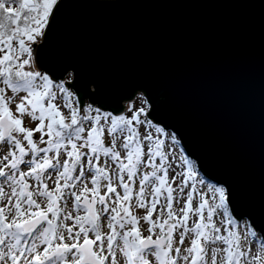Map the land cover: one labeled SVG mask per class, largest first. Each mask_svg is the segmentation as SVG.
<instances>
[{"label": "snow or ice", "instance_id": "snow-or-ice-1", "mask_svg": "<svg viewBox=\"0 0 264 264\" xmlns=\"http://www.w3.org/2000/svg\"><path fill=\"white\" fill-rule=\"evenodd\" d=\"M57 4L0 0V264H264V239L230 228L229 189L163 150L161 136L180 142L146 98L130 116L81 108L26 70Z\"/></svg>", "mask_w": 264, "mask_h": 264}, {"label": "water", "instance_id": "water-1", "mask_svg": "<svg viewBox=\"0 0 264 264\" xmlns=\"http://www.w3.org/2000/svg\"><path fill=\"white\" fill-rule=\"evenodd\" d=\"M34 54L81 105L120 115L143 92L264 239V0H58Z\"/></svg>", "mask_w": 264, "mask_h": 264}, {"label": "rangeland", "instance_id": "rangeland-1", "mask_svg": "<svg viewBox=\"0 0 264 264\" xmlns=\"http://www.w3.org/2000/svg\"><path fill=\"white\" fill-rule=\"evenodd\" d=\"M43 32H44V30H43ZM41 40H42V36L37 37V42H36V44L40 43ZM31 48H32L31 61H30V65H29V66H26V70L40 71L42 74H47V75L50 77V75H49L48 73H46L45 71L39 70V69H38V66L36 65V62H35V54H34V43L31 44ZM50 78H51V77H50ZM71 81H72V74L69 73V74H67V75L65 76V78H64L63 80L56 81V82H64V83H65V87L69 88V89L75 94V96L77 97L75 91H74L73 88L69 85V83H70ZM0 86H2V85H0ZM54 90H55V89H54ZM8 92H9V95H11L10 90H8ZM21 95H23V93H22ZM141 96H143L144 98H146V96L144 95L143 92H139V93L134 97V99H133L132 101H130V102H126V103H125V112H124V113H126L127 116H130V115H131V112H129V110H128L130 105L133 107V110H134L135 108H138V107L141 106ZM146 99H147V98H146ZM147 101H148V100H147ZM148 103H149V102H148ZM86 105H92L94 108L98 107V105H93V104H91L88 100H86L85 103H84L83 105L80 104L81 108H83V107L86 106ZM101 110H102V109H101ZM63 111H64V112H67V109H64ZM102 111H107V110H102ZM108 112H110V111H108ZM141 119H143V117H141ZM153 122H154V121H153ZM37 123H38V122H37ZM154 123H156V122H154ZM157 124H159V123H157ZM159 125H160V124H159ZM33 126H34V125H29V127H33ZM160 126H161V125H160ZM140 131H141V132H144L145 129H144L143 127H141V128H140ZM152 131L154 132V130H152ZM166 132H167V133L174 134L173 132L168 131V130H166ZM38 136H39V133H34V138H35V137H38ZM176 137H177V136H176ZM160 138H161L162 140H164V148H163V150H164L166 153H168V152H172L173 155H174L175 157L187 156V155L184 153V151H183V149H182L180 143H179L178 146H176V145H172L171 141L168 140L166 136H161ZM45 139H47V137H45ZM102 139L104 140L105 147H110V146H111V139H112V137H111L110 135H108L107 133H105V135L102 137ZM177 139H178V138H177ZM41 146H43V145H41ZM187 157H188V156H187ZM188 158H190V157H188ZM105 159H107V158L104 157L103 154H101V156H100V162H101V164L103 163V161H104ZM190 159H191V158H190ZM156 162L159 163V157H156ZM21 167H23V166H21ZM176 167H177V171H179V170H180V166H179V163H178V162H177V164H176ZM144 171H148V172H150L151 169H150V168H145ZM199 176H202L200 172H199ZM202 177H203V176H202ZM198 178H199V177H198ZM203 178H204V177H203ZM204 179H205V178H204ZM49 185H50V187L52 186L51 182H49ZM173 187H175V185H173ZM197 187L200 188L201 186L198 185ZM161 201L163 202V198H161ZM173 207H174V208L176 207L175 203H174ZM131 211H132L134 214H137V215L143 214V210H142V209H137V208L135 207V202H134V201H133V204H132V207H131ZM214 219H216V217H214ZM233 219H234L235 223H234L233 225L230 226V228H231L232 231L238 232V233H240V234H244V233L246 232V229H247V230H253L252 227H251V225H250V223H249V221H247L246 219H244V220H239V221H237L234 217H233ZM140 223L143 224L144 222L141 221ZM191 223H192V221L189 220V226H191ZM145 227H146V225H145ZM105 230H107V229H105ZM256 233H257V232H256ZM144 234L146 235L147 233H144ZM256 240H261V237H260V235H259L258 233H257ZM182 247H183V246H182ZM252 247H253V249H256L257 247H259V243H253V244H252Z\"/></svg>", "mask_w": 264, "mask_h": 264}, {"label": "trees", "instance_id": "trees-1", "mask_svg": "<svg viewBox=\"0 0 264 264\" xmlns=\"http://www.w3.org/2000/svg\"><path fill=\"white\" fill-rule=\"evenodd\" d=\"M124 115H126V113H123ZM127 116V115H126ZM206 180V179H205ZM207 181V180H206ZM207 182H209V181H207ZM209 183H211V182H209ZM213 184V183H212Z\"/></svg>", "mask_w": 264, "mask_h": 264}]
</instances>
